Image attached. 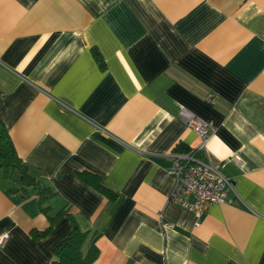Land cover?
<instances>
[{"label":"crops","instance_id":"1","mask_svg":"<svg viewBox=\"0 0 264 264\" xmlns=\"http://www.w3.org/2000/svg\"><path fill=\"white\" fill-rule=\"evenodd\" d=\"M181 106L215 125L207 161L240 159L199 218L170 200L171 153L201 142ZM0 117L53 193L43 212L0 170V264H48L72 218L92 264H264V0H0Z\"/></svg>","mask_w":264,"mask_h":264},{"label":"built area","instance_id":"2","mask_svg":"<svg viewBox=\"0 0 264 264\" xmlns=\"http://www.w3.org/2000/svg\"><path fill=\"white\" fill-rule=\"evenodd\" d=\"M206 101L214 104L212 94H208ZM179 115L187 125L197 133L201 142L195 148L171 153L172 164L169 172L174 177V187L170 194V200L200 217L213 203L230 202V193H234L232 180L227 177L221 168L229 160L240 164L236 155L231 159L214 165L205 159L206 142L215 131V125L211 120L204 119L184 107H180ZM164 225L172 226L165 222ZM8 239V233H0V247H3Z\"/></svg>","mask_w":264,"mask_h":264},{"label":"trees","instance_id":"3","mask_svg":"<svg viewBox=\"0 0 264 264\" xmlns=\"http://www.w3.org/2000/svg\"><path fill=\"white\" fill-rule=\"evenodd\" d=\"M96 58L101 62L98 52L94 51ZM179 150H184L182 147ZM0 170L9 177L14 171L20 175V181L25 185H32L38 193V205L43 212L47 211L45 203L52 196V192L40 188L34 177L29 173L27 165L18 156L10 135L0 117ZM84 181L104 194L109 200L116 199V193L101 182V179L90 172H79ZM65 213L61 210L51 218L50 225L44 230H33L35 237H41L50 232L53 221ZM100 235L97 230H82L72 218L71 229L53 248L54 259L48 264H92L99 254L96 241Z\"/></svg>","mask_w":264,"mask_h":264}]
</instances>
